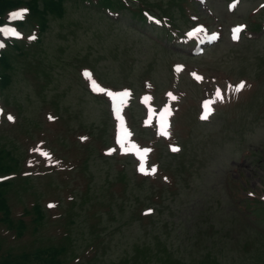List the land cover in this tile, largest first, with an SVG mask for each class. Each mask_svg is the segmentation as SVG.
<instances>
[{
    "label": "rangeland",
    "instance_id": "rangeland-1",
    "mask_svg": "<svg viewBox=\"0 0 264 264\" xmlns=\"http://www.w3.org/2000/svg\"><path fill=\"white\" fill-rule=\"evenodd\" d=\"M144 1L158 13L174 15L189 34L193 21L179 0ZM194 2L193 13L222 39L204 55L188 59V47L167 42L163 31L146 28L126 11L114 21L84 0H67L64 16L50 15L44 51L20 56L13 81L3 92L20 113L14 123L0 125V149L29 169L45 158L43 145L56 151L68 146L61 153L80 145L82 129L111 140L110 91L95 96L88 90L79 67L90 65L107 85L135 90L129 114L137 134L151 147H146L151 162L152 157L160 160L173 179L168 183L160 172L157 179L137 180L134 154L105 157L96 148L87 154L67 153L74 161L88 156L87 166L51 170L50 175L41 166L29 183L15 179L9 195L16 215L37 199L46 207L60 201L67 216L57 219L61 204L45 208L52 219L45 213L43 222L29 223L20 238L0 227L5 250L20 254L65 244L70 237L64 264H172L173 259L186 264H264V213L258 218L246 200L250 191L264 195V34L242 42L231 36L237 22L264 24V0H241L236 12L228 9L233 0ZM183 59L188 70L174 78L171 66ZM193 71L202 77V86L193 81ZM241 82V91L230 90ZM217 90L223 95L217 113L209 122L200 121L198 113L205 111V102L214 101ZM147 91L155 95L153 106ZM59 113V120L48 121ZM170 115L183 146L179 155L169 152L172 141L158 126L161 117ZM157 191L163 193L161 203L153 201ZM72 198L73 203H66ZM149 204L157 206L150 222L138 214Z\"/></svg>",
    "mask_w": 264,
    "mask_h": 264
},
{
    "label": "trees",
    "instance_id": "trees-1",
    "mask_svg": "<svg viewBox=\"0 0 264 264\" xmlns=\"http://www.w3.org/2000/svg\"><path fill=\"white\" fill-rule=\"evenodd\" d=\"M40 0H30V4L32 5V8L36 11H38L39 8V2ZM20 2H23V0H0V13H3L4 10L14 4H18ZM45 3V9H51L52 11H56L59 12L62 10L63 8V2L62 0H44ZM37 17H39L40 19L42 18V13H37L36 14ZM10 65V60H9V54L8 53H4V55L2 57H0V67L2 68H10L8 67ZM5 77H7L6 74ZM11 168V164L10 161L8 159V157L6 155H3L2 153H0V173L1 172H7L10 171ZM13 185V181H7L4 183H0V211H4L5 214L7 215V206H8V201L6 200V196L9 193V190L11 188V186ZM38 212L40 214V218H43L44 214L43 211L41 209V207H38ZM259 212H263L264 210H255L254 213L258 216ZM260 216V215H259ZM258 216V218H259ZM6 220H8L6 218ZM252 220V218H251ZM54 250H47L46 252H42V251H38V255H37V259L40 260L39 262L42 264H60L62 262L61 258H60V254ZM212 261V259H210V262ZM6 264V263H4ZM214 264H216L214 262Z\"/></svg>",
    "mask_w": 264,
    "mask_h": 264
},
{
    "label": "snow or ice",
    "instance_id": "snow-or-ice-1",
    "mask_svg": "<svg viewBox=\"0 0 264 264\" xmlns=\"http://www.w3.org/2000/svg\"><path fill=\"white\" fill-rule=\"evenodd\" d=\"M26 13V10H22V11H20V12H17V13H14L13 14V19H16V18H23V16H24V14ZM240 31H242V27H237V28H235V29H233V38L234 39H239V33H240ZM14 35H19V33H13ZM190 35H192L191 33H190ZM35 37H31V39H34ZM0 47H3V44H0ZM85 75L87 76V77H89V79H90V74H88V73H85ZM198 79H202V77H197ZM92 86H93V89L95 90L96 89V87H97V85H96V83H95V81H92ZM245 87V84H244V82H241L239 85H236V86H230V90H232V91H235V92H239V91H241L243 88ZM102 91H104V90H102ZM109 96H111L113 99H116L117 97H116V94H113V93H110V92H108L107 93ZM123 95H127V93H124ZM216 98L218 99V100H223V95L221 94V92H220V90H217V92H216ZM212 103H215V101H208V102H205V104H204V109H205V115L204 116H202V118L203 119H207V116L208 115H210L211 114V111H212V108H211V104ZM0 111H2V110H0ZM8 119L9 120H14V117H12V116H8ZM162 134H164V135H168V133L165 131V132H163ZM173 151H178L179 149L178 148H173L172 149ZM145 151H147V150H145ZM140 170L142 171V172H144L145 174H154L155 173V169L153 168L152 170H151V172L149 173V170L148 169H146V167H145V161H144V159H143V157H141V167H140ZM50 207H52L53 205H49Z\"/></svg>",
    "mask_w": 264,
    "mask_h": 264
}]
</instances>
